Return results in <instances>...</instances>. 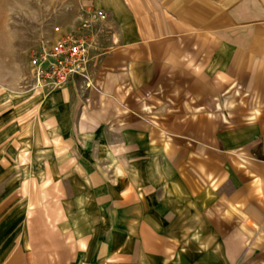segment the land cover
Returning a JSON list of instances; mask_svg holds the SVG:
<instances>
[{
    "label": "crops",
    "instance_id": "obj_1",
    "mask_svg": "<svg viewBox=\"0 0 264 264\" xmlns=\"http://www.w3.org/2000/svg\"><path fill=\"white\" fill-rule=\"evenodd\" d=\"M72 14L53 40L90 22L91 60L40 97V145H102L104 169L2 199L0 264H264V0Z\"/></svg>",
    "mask_w": 264,
    "mask_h": 264
},
{
    "label": "rangeland",
    "instance_id": "obj_2",
    "mask_svg": "<svg viewBox=\"0 0 264 264\" xmlns=\"http://www.w3.org/2000/svg\"><path fill=\"white\" fill-rule=\"evenodd\" d=\"M79 1L0 0V201L42 187L55 174L69 192L75 184L84 187L86 183L72 177H87L88 158H100L96 168L104 169L102 145H40V100L51 91L37 89L30 81L33 49L42 41H56L53 34L71 22ZM78 205L73 210L76 225L95 229L98 220L85 205ZM103 241L100 238L98 244Z\"/></svg>",
    "mask_w": 264,
    "mask_h": 264
},
{
    "label": "built area",
    "instance_id": "obj_3",
    "mask_svg": "<svg viewBox=\"0 0 264 264\" xmlns=\"http://www.w3.org/2000/svg\"><path fill=\"white\" fill-rule=\"evenodd\" d=\"M98 16L105 19L101 11ZM90 22H84L54 42L42 41L30 58L33 87L53 91L69 86L77 76L85 75L91 60V42L87 34Z\"/></svg>",
    "mask_w": 264,
    "mask_h": 264
}]
</instances>
